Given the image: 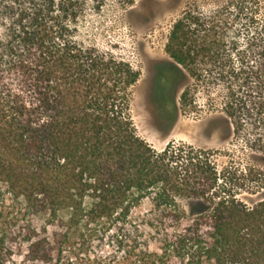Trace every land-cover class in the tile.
<instances>
[{
	"label": "trees",
	"instance_id": "1",
	"mask_svg": "<svg viewBox=\"0 0 264 264\" xmlns=\"http://www.w3.org/2000/svg\"><path fill=\"white\" fill-rule=\"evenodd\" d=\"M103 4L0 0V255L31 264H264V167L245 173L258 189L241 198L235 173L206 150L155 149L137 134L130 102L140 71L81 34L87 12ZM213 26L197 5L172 23L163 64L173 90L201 77L194 58ZM216 69L208 76L221 74L225 94H248L238 109L264 124V0L221 5ZM167 95L149 98L166 130L177 114Z\"/></svg>",
	"mask_w": 264,
	"mask_h": 264
},
{
	"label": "rangeland",
	"instance_id": "2",
	"mask_svg": "<svg viewBox=\"0 0 264 264\" xmlns=\"http://www.w3.org/2000/svg\"><path fill=\"white\" fill-rule=\"evenodd\" d=\"M223 3L225 0H133L124 5L104 0L102 9L87 12L80 29L83 36L109 47L140 71L131 88L130 110L136 132L143 140L155 149L172 143L206 150L220 170L230 167L235 173L232 190L237 196L254 198L257 181L245 173L264 167V124L255 114L250 116L238 109L240 98L247 101L248 94H225L221 74L216 79L208 76L210 68L221 67ZM194 5L214 26L201 44L204 49L198 50L194 58L201 77H190L174 87L177 114L166 130L165 123L148 107L145 91L153 65L169 59L164 46L172 23ZM231 106L234 120L227 115ZM21 259L14 253L4 254L0 255V264H31Z\"/></svg>",
	"mask_w": 264,
	"mask_h": 264
},
{
	"label": "flooded vegetation",
	"instance_id": "3",
	"mask_svg": "<svg viewBox=\"0 0 264 264\" xmlns=\"http://www.w3.org/2000/svg\"><path fill=\"white\" fill-rule=\"evenodd\" d=\"M163 62H156L153 65L152 77L145 91L148 107L150 106L153 111H155V108L149 101L150 96L158 94L166 97L172 86V83H170L172 73L169 72Z\"/></svg>",
	"mask_w": 264,
	"mask_h": 264
},
{
	"label": "water",
	"instance_id": "4",
	"mask_svg": "<svg viewBox=\"0 0 264 264\" xmlns=\"http://www.w3.org/2000/svg\"><path fill=\"white\" fill-rule=\"evenodd\" d=\"M171 87H172V86H171ZM173 94H174V90H173V88H170L169 94H168L167 96H168V97H171V98L174 99ZM175 119H176V118H175ZM165 125H166V123H165Z\"/></svg>",
	"mask_w": 264,
	"mask_h": 264
}]
</instances>
